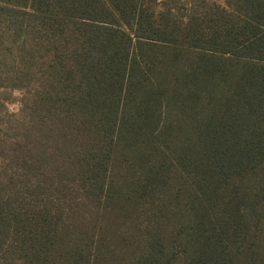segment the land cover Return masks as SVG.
<instances>
[{
    "label": "trees",
    "instance_id": "16d2710c",
    "mask_svg": "<svg viewBox=\"0 0 264 264\" xmlns=\"http://www.w3.org/2000/svg\"><path fill=\"white\" fill-rule=\"evenodd\" d=\"M0 264H264V0H0Z\"/></svg>",
    "mask_w": 264,
    "mask_h": 264
},
{
    "label": "rangeland",
    "instance_id": "374dc122",
    "mask_svg": "<svg viewBox=\"0 0 264 264\" xmlns=\"http://www.w3.org/2000/svg\"><path fill=\"white\" fill-rule=\"evenodd\" d=\"M16 96L19 97L20 94H19V93H16ZM9 108H10V110L13 111V112L17 111V110H18V104H17V102H16V101L13 102V103L10 105Z\"/></svg>",
    "mask_w": 264,
    "mask_h": 264
}]
</instances>
